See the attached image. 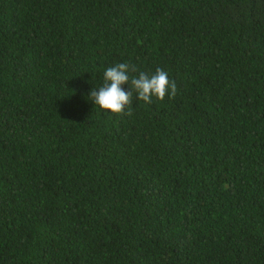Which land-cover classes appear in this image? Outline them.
<instances>
[{"label": "trees", "instance_id": "obj_1", "mask_svg": "<svg viewBox=\"0 0 264 264\" xmlns=\"http://www.w3.org/2000/svg\"><path fill=\"white\" fill-rule=\"evenodd\" d=\"M0 264H264V0H0Z\"/></svg>", "mask_w": 264, "mask_h": 264}, {"label": "clouds", "instance_id": "obj_2", "mask_svg": "<svg viewBox=\"0 0 264 264\" xmlns=\"http://www.w3.org/2000/svg\"><path fill=\"white\" fill-rule=\"evenodd\" d=\"M175 92L176 84L164 69L158 68L155 73L148 74L138 72L134 65L127 62H118L104 69L103 84L92 88L89 96L100 110L109 114H124L132 106L134 96L136 100L150 104L153 98L163 100Z\"/></svg>", "mask_w": 264, "mask_h": 264}]
</instances>
